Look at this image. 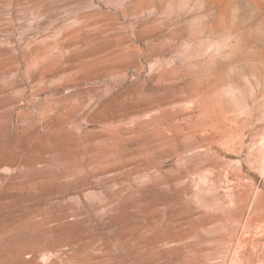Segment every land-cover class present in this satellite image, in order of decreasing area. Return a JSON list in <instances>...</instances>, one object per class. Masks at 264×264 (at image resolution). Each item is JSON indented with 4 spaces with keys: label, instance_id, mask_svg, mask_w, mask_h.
I'll return each mask as SVG.
<instances>
[{
    "label": "rangeland",
    "instance_id": "1",
    "mask_svg": "<svg viewBox=\"0 0 264 264\" xmlns=\"http://www.w3.org/2000/svg\"><path fill=\"white\" fill-rule=\"evenodd\" d=\"M0 264H264V0H0Z\"/></svg>",
    "mask_w": 264,
    "mask_h": 264
}]
</instances>
